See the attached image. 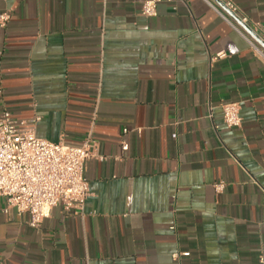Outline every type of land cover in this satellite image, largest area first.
Here are the masks:
<instances>
[{
    "label": "crops",
    "instance_id": "0c3cea01",
    "mask_svg": "<svg viewBox=\"0 0 264 264\" xmlns=\"http://www.w3.org/2000/svg\"><path fill=\"white\" fill-rule=\"evenodd\" d=\"M235 1L251 26L264 24V0ZM144 2L0 0L11 14L0 26V115L39 117L36 135L52 142L97 143L83 214L59 204L34 228L0 198V264L264 255V43L204 0H161L153 17ZM226 102L239 103L241 127L224 123Z\"/></svg>",
    "mask_w": 264,
    "mask_h": 264
},
{
    "label": "built area",
    "instance_id": "2783aa9c",
    "mask_svg": "<svg viewBox=\"0 0 264 264\" xmlns=\"http://www.w3.org/2000/svg\"><path fill=\"white\" fill-rule=\"evenodd\" d=\"M161 0H145L141 13L146 17L157 14ZM233 27L237 22L227 14L220 3L234 14L242 23L249 25L264 43V24L254 23L239 8L235 0H204ZM11 18L9 11L0 13V26L5 27ZM219 51L212 59L223 58ZM224 123L228 127H241L242 117L238 102L222 104ZM39 117L30 123H19L9 111L0 115V198L6 199L5 213L15 208L19 214L29 216V225L39 228L52 209L61 204L73 214H83L86 200L90 195L89 182L85 177L86 162L97 156V143L89 136L81 146H73L63 141L52 142L36 135L35 124ZM27 124V125H25ZM127 132V129H124ZM176 137V134L173 135ZM129 145L122 143V149ZM226 183H215L218 192L224 190ZM189 256V252L175 253ZM264 264V255L259 258Z\"/></svg>",
    "mask_w": 264,
    "mask_h": 264
},
{
    "label": "water",
    "instance_id": "95a60500",
    "mask_svg": "<svg viewBox=\"0 0 264 264\" xmlns=\"http://www.w3.org/2000/svg\"><path fill=\"white\" fill-rule=\"evenodd\" d=\"M218 3L237 23H239V25H241V27H243L246 31H248L250 33V35H252L255 39L261 41L259 39V37L253 32V30L248 25L242 23L234 14H232L227 8H225L222 3H220V2H218Z\"/></svg>",
    "mask_w": 264,
    "mask_h": 264
}]
</instances>
